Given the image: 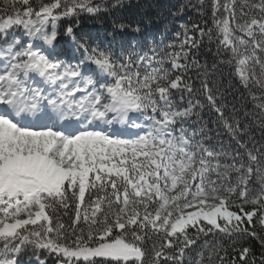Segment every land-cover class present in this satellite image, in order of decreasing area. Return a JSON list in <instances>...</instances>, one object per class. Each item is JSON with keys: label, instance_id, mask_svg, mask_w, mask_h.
Returning a JSON list of instances; mask_svg holds the SVG:
<instances>
[{"label": "snow or ice", "instance_id": "obj_1", "mask_svg": "<svg viewBox=\"0 0 264 264\" xmlns=\"http://www.w3.org/2000/svg\"><path fill=\"white\" fill-rule=\"evenodd\" d=\"M198 3L183 39L144 50L123 37L150 20L77 31L124 0H0V264H264V144L249 147L264 134V0ZM205 37L249 94L242 117L191 58ZM201 95L236 148L187 126Z\"/></svg>", "mask_w": 264, "mask_h": 264}, {"label": "trees", "instance_id": "obj_2", "mask_svg": "<svg viewBox=\"0 0 264 264\" xmlns=\"http://www.w3.org/2000/svg\"><path fill=\"white\" fill-rule=\"evenodd\" d=\"M98 2V0H94ZM110 2V0H109ZM240 3V0H237ZM211 0H204V12H210ZM183 7L184 10L178 15H174L177 11ZM200 4L198 0H124V7L120 9H110L106 12H101L98 17L88 16L82 14L80 17V27L77 29L78 33L85 36L104 38L108 33L113 31L114 22H127L128 20L146 19L151 23L147 24L145 31L142 35L129 33L123 37L125 41H142V45L146 42H155L161 48L165 46L177 43L179 39H183L184 29L181 25L187 26L191 30L193 24L201 23L202 17L200 15ZM111 39L110 36L107 37ZM61 41L63 37H59ZM99 42V40H97ZM194 54L191 58H194L200 69L207 68V79L210 87L215 92L219 89V98L217 104H223L225 115L231 116L233 109H239L235 114L237 116H243V111L247 108L250 109L252 104L248 92L240 85L239 80L233 74L232 68L227 64L220 63L221 56L217 53V44L213 40L209 42L207 37L204 39V43L199 49H193ZM215 66V67H213ZM197 68H192L189 72L191 82L199 87L200 79L197 77ZM200 78H204L203 71L200 72ZM254 92L259 93V89L253 88ZM177 101H179V94H177ZM187 94H185V103L187 101ZM199 99L205 103L206 107L200 112V119L196 116L191 117L188 122L190 129H196L201 124H207V128L211 130L210 134L213 139L211 141H205L206 144H220L227 149L229 147L236 148L235 142L231 140L226 130L219 124L214 123L217 119V113L207 107V101L204 96H199ZM217 132L219 136H217ZM252 134L254 140L249 143V147H256L264 144V134L260 129L253 127ZM67 222L68 217H64ZM247 239V238H245ZM255 250L259 251V245L254 242ZM197 251L203 248L202 242H198V246H194ZM195 255V252H193ZM47 264H55L54 260L49 257Z\"/></svg>", "mask_w": 264, "mask_h": 264}]
</instances>
